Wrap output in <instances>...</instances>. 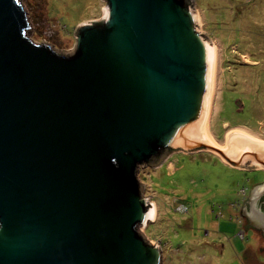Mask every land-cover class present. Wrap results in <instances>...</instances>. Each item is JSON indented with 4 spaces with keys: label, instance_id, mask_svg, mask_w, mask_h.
Here are the masks:
<instances>
[{
    "label": "water",
    "instance_id": "1",
    "mask_svg": "<svg viewBox=\"0 0 264 264\" xmlns=\"http://www.w3.org/2000/svg\"><path fill=\"white\" fill-rule=\"evenodd\" d=\"M103 2L58 52L30 39L21 0H0V264H162L140 167L207 151L264 171V141L207 136L216 57L194 0Z\"/></svg>",
    "mask_w": 264,
    "mask_h": 264
},
{
    "label": "rangeland",
    "instance_id": "2",
    "mask_svg": "<svg viewBox=\"0 0 264 264\" xmlns=\"http://www.w3.org/2000/svg\"><path fill=\"white\" fill-rule=\"evenodd\" d=\"M194 2L202 21L200 32L216 50L208 135L220 147L233 130L264 141V0ZM21 3L29 19L30 39L58 52H70L75 27L100 19L105 6L103 0ZM223 163L207 151L178 152L157 168H139L142 195L156 206L155 220L142 233L148 242H166L162 264H264L263 233L253 236L247 230L241 239V227L235 224L239 213L229 209L237 195L243 196L240 211L247 208L250 191L263 184L264 172L236 171ZM261 197L257 208L263 213ZM220 212L216 221L214 214ZM231 215L236 216L235 223L228 222Z\"/></svg>",
    "mask_w": 264,
    "mask_h": 264
},
{
    "label": "flooded vegetation",
    "instance_id": "3",
    "mask_svg": "<svg viewBox=\"0 0 264 264\" xmlns=\"http://www.w3.org/2000/svg\"><path fill=\"white\" fill-rule=\"evenodd\" d=\"M195 152H193V154H194ZM225 164V163H224ZM226 166H227V164H226ZM229 167V166H228ZM250 167V166H249ZM240 171V170H239ZM264 172L263 171V169H261V170H259V172ZM261 199H263L261 202H260V205H259V207L260 208H262V211L264 210V196L263 197H261ZM260 199V200H261ZM246 211H247V213L249 212H253L254 214H251V215H249V216H251V217H249V216H246V213H244V212H242V211H240L239 212V214H238V216H237V219H236V222H237V224L241 227V232L238 234V236L242 239V234L244 233V235H245V233L247 232V230L249 229L250 230V232H252L253 233V236H255L254 234L256 233V232H261V233H263L264 234V229H262V226H261V223L263 222V221H261L260 220V218H259V214L257 213V212H254L255 210H252V208H251V205L250 204H248L247 205V208L245 207L244 208ZM264 212V211H263ZM243 231V232H242ZM207 233L209 234V232L207 231ZM206 233V234H207ZM215 233V235H218L219 236V233H217V231H215L214 232ZM205 234V235H206ZM217 236V237H218ZM220 238H222L221 236H219ZM245 240H243V242H244ZM150 243H152L151 241H149ZM166 242H162V241H159L158 243H152V244H154V245H156V246H158V248L161 250V252H163V247L165 246L164 244H165ZM227 243H229V242H227ZM240 256V255H239ZM162 257H163V254H162Z\"/></svg>",
    "mask_w": 264,
    "mask_h": 264
},
{
    "label": "trees",
    "instance_id": "4",
    "mask_svg": "<svg viewBox=\"0 0 264 264\" xmlns=\"http://www.w3.org/2000/svg\"><path fill=\"white\" fill-rule=\"evenodd\" d=\"M224 164V163H223ZM226 165V164H225ZM258 172V171H257ZM241 189H243V188H241ZM240 189V190H241ZM239 190V191H240ZM238 197H239V199L237 200V201H233V203L231 202L230 203V206H229V209L230 210H232V209H234L236 212H237V214L239 213V211H240V208H241V205H242V199H243V196L241 195H237ZM186 206V205H185ZM218 208L220 209V207L218 206ZM212 211V210H211ZM214 213V212H213ZM238 216V215H237ZM222 217V213L220 212V214L219 215H216V214H214V219L216 220V221H218L220 218ZM236 217V216H235ZM235 217H234V219L232 218V215H231V217L228 219V222L230 221L231 223H235ZM237 218V217H236ZM235 224H237V223H235Z\"/></svg>",
    "mask_w": 264,
    "mask_h": 264
},
{
    "label": "bare ground",
    "instance_id": "5",
    "mask_svg": "<svg viewBox=\"0 0 264 264\" xmlns=\"http://www.w3.org/2000/svg\"><path fill=\"white\" fill-rule=\"evenodd\" d=\"M214 47V46H213ZM215 48V47H214ZM215 57H216V50H215ZM213 100V99H212ZM212 104V103H211ZM210 110H211V107H210ZM209 117H210V113H209V116H208V119H207V126H206V132L208 131V121H209ZM210 133V132H209ZM245 133V132H244ZM246 134H248V133H246ZM249 135V134H248ZM207 136L210 138V140L214 143V144H216L215 142H214V140L212 139V137H210V135H208V133H207ZM224 145V144H223ZM153 207H154V212H155V216H154V219L153 220H155V218H156V206L154 205V203H153Z\"/></svg>",
    "mask_w": 264,
    "mask_h": 264
},
{
    "label": "crops",
    "instance_id": "6",
    "mask_svg": "<svg viewBox=\"0 0 264 264\" xmlns=\"http://www.w3.org/2000/svg\"><path fill=\"white\" fill-rule=\"evenodd\" d=\"M261 170V169H258V171ZM247 212V211H246ZM249 213V212H248ZM264 213V212H263ZM249 230V229H248ZM250 231V230H249Z\"/></svg>",
    "mask_w": 264,
    "mask_h": 264
}]
</instances>
